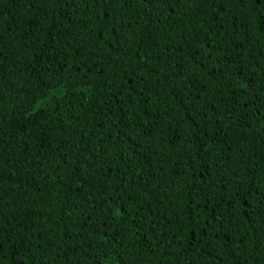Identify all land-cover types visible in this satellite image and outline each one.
<instances>
[{"label":"trees","instance_id":"1","mask_svg":"<svg viewBox=\"0 0 264 264\" xmlns=\"http://www.w3.org/2000/svg\"><path fill=\"white\" fill-rule=\"evenodd\" d=\"M0 264H264V0H0Z\"/></svg>","mask_w":264,"mask_h":264}]
</instances>
